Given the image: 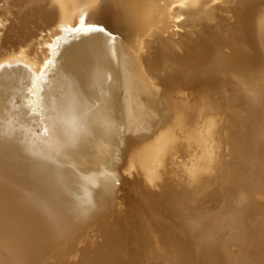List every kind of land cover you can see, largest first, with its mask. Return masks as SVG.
<instances>
[{"label": "bare ground", "instance_id": "obj_1", "mask_svg": "<svg viewBox=\"0 0 264 264\" xmlns=\"http://www.w3.org/2000/svg\"><path fill=\"white\" fill-rule=\"evenodd\" d=\"M75 2L0 0V62L19 57L42 64L50 53L47 45L61 35L60 4L75 22L71 16ZM111 3L113 9L101 19L117 33L115 55L101 52V37L73 39L63 47L78 53V67L60 87L66 92L75 80L88 88L90 97L102 98L90 87L91 80L83 83L82 73L103 56V67L112 77L103 90L119 131L110 132L93 111L89 132L62 160L61 170L80 178L108 169L119 184L104 194L93 189L97 203L86 214L77 210L79 184L70 190L54 188L62 229H53L44 213L33 208L23 222L19 237L23 246L18 247L5 238L0 226V264H12L21 254L42 264H143L138 258L124 261L120 256L125 245L138 240L146 256L156 257L148 264H242L246 230L255 228L264 240V64L252 75L245 74L244 65H229L230 59L217 54L208 56L204 65H194L192 19L202 0H184L183 6L180 0ZM179 10L187 11L181 20L190 24L180 42L173 36L178 31L168 25L178 14L183 16ZM252 12V1L235 8L239 61L264 58V10L255 25ZM4 71L16 78L0 80V94L7 90L24 107H0V137L8 134L12 121L7 155L11 168L24 173L33 157L21 143L26 133L21 124L35 132L42 125L39 116L26 115L23 96L13 93L20 87L19 74L26 70L21 65ZM130 94L139 96L141 104H134ZM136 112L140 118L133 132L129 115ZM42 147L37 143V150ZM119 171L127 173L133 188L130 207L138 223L130 229L119 211ZM145 178L148 186L154 183V197L136 185ZM249 203L256 220L250 217Z\"/></svg>", "mask_w": 264, "mask_h": 264}, {"label": "snow or ice", "instance_id": "obj_2", "mask_svg": "<svg viewBox=\"0 0 264 264\" xmlns=\"http://www.w3.org/2000/svg\"><path fill=\"white\" fill-rule=\"evenodd\" d=\"M180 4L183 6L184 0H180ZM60 8L62 18L58 27L61 35L55 36L54 41L47 45L50 53L42 64L26 62L19 57L0 62L2 81L16 78L12 73L5 72L6 68L22 65L26 70L19 74L20 87L13 89V93L23 96L28 109L26 115L39 116L42 125L41 131L35 132L21 124L26 129L21 143L24 151L33 157L24 173H17L11 168L7 155L8 143L12 138V121H9L8 134L0 137V226L5 238L18 247L23 246L19 239L23 222L33 208L44 213L53 229H62L63 221L58 212L54 188L70 190L72 184H79L77 210L79 214H86L97 203L93 189L104 194L119 184L115 172L108 169L80 178L66 176L61 170L64 166L62 160L70 156L89 132L88 117L93 111L110 132L119 131L111 117L109 97L103 90V85L112 79L103 67V56L99 57L93 69L85 67L82 73L83 83L91 80L90 87L98 89L102 98L93 99L87 94L88 88L81 87L75 80L71 81L66 92L60 87L61 81L67 80L68 74L76 72L78 67V53L70 47H63L70 45L73 39L101 37L98 44L101 52L110 51L115 55L117 33L101 19L113 9V5L111 0H78L72 5L71 16L76 18L75 22L64 10L63 3ZM182 18L176 17L177 20ZM8 105L12 109L24 107L17 104L14 95L4 90L0 94V107L7 110ZM37 143L43 145L39 150ZM12 264H42V261L25 259L21 254Z\"/></svg>", "mask_w": 264, "mask_h": 264}, {"label": "rangeland", "instance_id": "obj_3", "mask_svg": "<svg viewBox=\"0 0 264 264\" xmlns=\"http://www.w3.org/2000/svg\"><path fill=\"white\" fill-rule=\"evenodd\" d=\"M246 1H252L253 5V11L251 13V17L253 19L254 25L256 23V20L259 16V13H261L264 10V0H202V5L199 10H195L193 12L194 16L192 19V28L195 30V47H194V65H204L207 63L210 59L209 57L213 56L214 54H217L219 56H223L227 59H230L229 65H244L243 68L245 69L246 75H252L256 72L260 71L262 68V65L264 64V58H250L246 60L239 61L237 59V49L239 45H241L238 40L236 39V35L238 34L237 29L235 27V8L239 3L246 2ZM181 10H179V13ZM182 15L180 16L178 13L177 16L184 17L186 16L187 11L182 10ZM176 16V17H177ZM171 20V19H170ZM168 22V25H166L169 29L180 31V36L178 35V32H171L173 33V36L177 35L175 40L178 39V42L182 40V37L185 36V30L188 29V26L190 28V24L187 22H182L183 20H179L175 18L172 19L174 21ZM180 23V24H179ZM171 24H173L171 26ZM179 24V26H178ZM176 26V27H175ZM183 26V28H182ZM253 26H251L252 28ZM167 29V28H166ZM168 29V30H169ZM182 29V30H180ZM182 31V32H181ZM177 33V34H176ZM182 33V34H181ZM237 33V34H236ZM177 42V41H176ZM214 47V48H213ZM209 56V57H208ZM236 56V57H235ZM207 57V59H204ZM235 57V60H232V58ZM203 60V61H201ZM258 60V61H257ZM199 62V63H198ZM131 95V96H130ZM131 101L134 104H141V101L139 96H132L130 94ZM138 99H135V98ZM135 99V100H134ZM139 102V104H138ZM131 117V118H130ZM137 118V119H136ZM140 115L139 113H133L129 115V124H131V129L133 132L136 130L133 129L135 127V124L137 123V120H139ZM136 119V120H135ZM139 122V121H138ZM262 136V142L264 144V134ZM119 177L122 179V191H121V199L119 202V211L123 219V224L126 229H130L135 224H137L136 217L131 209V197H130V191L131 185H129V181L127 180V173L120 172L119 171ZM148 179L140 180L136 185L138 187H143V189L146 192L147 197H154V183L150 182V186H148ZM141 185V186H140ZM152 185V186H151ZM152 187V188H151ZM130 188V189H129ZM247 208L253 212V205L249 203L247 205ZM256 214L253 212L251 213L250 217L253 220H256ZM153 216V221L156 222L158 218ZM247 237H245V240L241 242V246H244L246 251L242 254L243 256V263L242 264H264V257L262 256L264 252V240L260 237V235L255 231V228H248L246 230ZM166 232V231H165ZM235 232L238 233L239 230L235 229ZM259 243L262 245V247H258ZM142 243L137 241V243L129 242V245H125L123 249L120 252V256L124 261H129L131 258H138L141 263L148 264L150 263L154 257L153 255L146 256V253H144L142 250ZM258 255V256H257ZM71 256V255H70ZM261 257V258H260ZM73 261H76V259H73ZM222 264V263H221Z\"/></svg>", "mask_w": 264, "mask_h": 264}]
</instances>
